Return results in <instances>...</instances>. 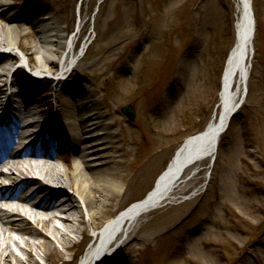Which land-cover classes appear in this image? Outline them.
I'll list each match as a JSON object with an SVG mask.
<instances>
[{"label": "rangeland", "instance_id": "374dc122", "mask_svg": "<svg viewBox=\"0 0 264 264\" xmlns=\"http://www.w3.org/2000/svg\"><path fill=\"white\" fill-rule=\"evenodd\" d=\"M7 1L9 7L17 5L8 14L20 17L8 25L27 33L23 41H39L36 29L50 18L63 29L66 43L76 40L75 32L81 31V45L71 62L43 70L36 69L18 47L0 46V54L11 52L16 57L5 70L0 62L8 85L5 107L10 105L14 80L33 86L36 101L31 105L47 112L44 119L56 117L58 90L109 93L112 107H118L125 120L129 119L122 108L132 105L138 132L130 168L125 170L130 179L120 210L143 197L183 140L204 129L213 116L225 61L236 38L234 1ZM253 6L257 31L250 93L221 138L217 160L210 171L204 168L180 182L179 192L186 191L188 199L138 220L117 252L127 261L264 264V0H253ZM4 37L0 31V39ZM3 137L0 130V142ZM61 151L67 152L64 147ZM64 160L56 162L66 170ZM3 209L11 210L5 204ZM60 222L56 221L64 228ZM88 232L92 234L91 227ZM89 235L73 233L77 244L69 250L58 244L68 260L65 264H75L69 261L86 250ZM145 236L150 238L142 240ZM26 240L37 242L0 228L1 247L21 257L28 247ZM36 257L39 264H48L41 251Z\"/></svg>", "mask_w": 264, "mask_h": 264}, {"label": "bare ground", "instance_id": "6f19581e", "mask_svg": "<svg viewBox=\"0 0 264 264\" xmlns=\"http://www.w3.org/2000/svg\"><path fill=\"white\" fill-rule=\"evenodd\" d=\"M233 1L239 18L242 2ZM9 5L7 0L0 2V31L5 34V39H0V46L18 47L26 53L36 69L43 70L48 65L57 64L67 47L63 29L48 18L36 29L40 34L39 41H23L22 37L27 33L16 31L8 25L20 19L18 15L8 14L9 9L17 8V5ZM3 22L7 26L2 25ZM255 36L256 32L254 48ZM232 53H235L230 59L232 66L228 67L223 82V95L229 97L230 108L235 107L244 94L246 77L251 73L255 56L250 42ZM34 54L40 57L35 59ZM14 59L13 53L2 52L1 67L8 69ZM3 75L4 72L0 71V130L4 132V139L0 142V228L1 231L8 229L16 232L21 237L28 235L37 242L26 240L28 247L23 250V257L13 250L2 248L0 244V264H39L36 254L40 251L48 264H65L68 260L58 244L69 250L77 244L72 238L73 233L81 232L88 236L89 227L99 230L107 222L101 233L102 243L94 244L82 263L94 261V264H101L108 258L105 250L108 242L124 223L125 226L133 224L142 216L184 201L174 199L180 180L197 165L210 162L211 158L205 157V154L215 146L218 147L216 162L222 135L227 131L228 110L225 106L222 110L220 106L209 121L213 130L205 136V140L202 139L203 144L195 146L190 152L181 150L184 142L189 143L193 136H198L195 140L203 137L206 127L187 137L176 149L177 154H173L176 159L161 176L157 189L149 195L151 197L145 194L120 210V198L130 179V174L125 170L131 165L129 156L133 152L132 144L136 142L138 124L134 120H125L118 107H112L109 93L91 92L88 89L58 90L55 95L58 111L49 130V135L53 134L50 139L48 132L40 134L32 128L36 123L41 124V120H26L32 116L31 104L36 101L33 86L14 80V90L8 97L10 105L5 107L3 94L8 90V85ZM11 108L25 124L20 125L9 118L7 110ZM65 146L67 152L63 153L61 148ZM68 150H73V154H69ZM60 156L65 159L66 170L56 162ZM196 157L198 159L195 161ZM3 204L11 210L3 209ZM55 220L64 222V228L54 223ZM149 238L145 236L142 240ZM108 263L136 264V261H127L116 254Z\"/></svg>", "mask_w": 264, "mask_h": 264}, {"label": "water", "instance_id": "95a60500", "mask_svg": "<svg viewBox=\"0 0 264 264\" xmlns=\"http://www.w3.org/2000/svg\"><path fill=\"white\" fill-rule=\"evenodd\" d=\"M243 4H244L243 14H242V17L240 18V21L237 24V26H238L237 27V41H236V44H235L234 49L232 51H235V50L243 47L248 42L251 43L252 37L254 35L255 21H254V12H253V9H252V6H251V0H244ZM234 54L235 53H232V52L230 54V57H229V59L227 61V64H226L227 70H228V67L230 68V66H232V65H230V59H231V56L234 55ZM227 70H226L224 78L226 77ZM222 92H223V94H225V90H223ZM221 97H222L223 104L225 105V107L227 108V110L229 112V117H228V120H227V124H228L230 117L232 116V114L235 113V111L238 109L240 104H238L236 107L230 108L228 106L229 97L227 95H226V97H224V95H222ZM123 111L131 119L134 118V111H133V109L131 107H129V106L125 107L123 109ZM211 130H213V128L211 127V125H209L206 128L203 137L199 138L198 140H195L198 136H195L194 138H191L189 143L184 144V147H183V149H185L184 151L190 152L191 150H193V148L195 146L203 144L202 143V139L204 138V140H205L206 139L205 136H207L211 132ZM220 132H222V130ZM214 151H215V149H210L209 152H207L205 154V157L213 154ZM197 159H198V157L194 158V160H197Z\"/></svg>", "mask_w": 264, "mask_h": 264}]
</instances>
